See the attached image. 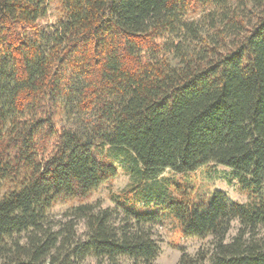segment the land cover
Masks as SVG:
<instances>
[{
  "label": "trees",
  "instance_id": "obj_1",
  "mask_svg": "<svg viewBox=\"0 0 264 264\" xmlns=\"http://www.w3.org/2000/svg\"><path fill=\"white\" fill-rule=\"evenodd\" d=\"M52 2L54 30L40 25ZM70 109L96 113L93 139L61 128ZM120 160L138 183L117 208L79 206L55 230L54 203L86 199ZM210 165L254 200L194 206L155 181ZM3 187L0 264H155L165 212L211 238L179 264H264V0H0Z\"/></svg>",
  "mask_w": 264,
  "mask_h": 264
},
{
  "label": "rangeland",
  "instance_id": "obj_2",
  "mask_svg": "<svg viewBox=\"0 0 264 264\" xmlns=\"http://www.w3.org/2000/svg\"><path fill=\"white\" fill-rule=\"evenodd\" d=\"M200 12L192 13L191 17L196 18ZM63 19L60 8L54 2L49 6L48 16L40 22L45 28L55 29ZM81 78L77 74L71 76V82L67 83L69 91L74 94L79 88ZM73 104V103H72ZM75 106V105H73ZM96 113H81L75 109H70L69 113L60 118V126L66 131H71L79 135L83 140L88 141L94 138V129L96 126ZM118 175L109 182L104 183L94 190L84 200H65L59 199L53 205L48 213L50 224L59 230L72 221L74 210L79 206L93 205L102 209H116L117 205L114 198L125 196L138 181L135 180L127 171L122 161L116 163ZM155 181L166 183L169 191L179 200L186 199L194 206L207 207L213 195L217 191L227 194L232 202L241 204H249L254 198L250 193L244 191L239 181L236 180L229 169L223 166L210 165L199 169L193 173L177 174L170 170L158 173ZM7 188V186H5ZM5 187L0 188V196L5 191ZM151 212L163 215L164 211L161 206L152 208ZM164 218L161 225L154 229L155 239L160 245V254L155 264H179L183 253L196 256L201 250H211V238L202 240L199 238H186L181 230L179 223L168 216ZM79 221H76L78 223ZM240 228V223L235 221L230 231L229 238L236 236ZM84 222L78 223L77 235L79 238L84 237ZM90 264H96L95 260H91ZM130 264V263H127Z\"/></svg>",
  "mask_w": 264,
  "mask_h": 264
}]
</instances>
